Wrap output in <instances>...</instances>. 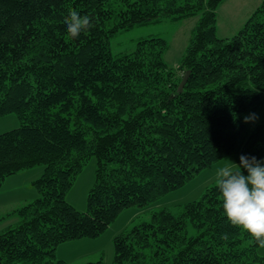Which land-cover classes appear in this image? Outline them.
<instances>
[{
  "label": "trees",
  "instance_id": "16d2710c",
  "mask_svg": "<svg viewBox=\"0 0 264 264\" xmlns=\"http://www.w3.org/2000/svg\"><path fill=\"white\" fill-rule=\"evenodd\" d=\"M221 1L0 0V116L19 122L0 132V188L8 175L43 165L32 181L39 195L0 229V264H69L55 258L61 242L97 237L124 208L229 154L264 158V0L228 37L216 34ZM69 10L94 24L78 39L66 30ZM196 14L175 67L159 36L111 51L119 30ZM250 113L258 119L244 123ZM92 155L95 180L80 211L65 194ZM258 247L227 221L213 184L179 214L161 208L116 234L112 264H264Z\"/></svg>",
  "mask_w": 264,
  "mask_h": 264
},
{
  "label": "rangeland",
  "instance_id": "374dc122",
  "mask_svg": "<svg viewBox=\"0 0 264 264\" xmlns=\"http://www.w3.org/2000/svg\"><path fill=\"white\" fill-rule=\"evenodd\" d=\"M261 0H222L217 8L216 34L228 37L235 34L243 22ZM199 14L182 19L161 17L158 21L136 25L126 30H119L110 37V47L113 54L130 52L139 39L151 36L164 38L168 47L163 54V60L175 67L185 53ZM19 124L13 114L0 116V132L9 130ZM264 161V158L261 160ZM231 162L240 163L237 153L229 154L201 169L195 176L182 186L143 206H129L124 208L107 228L95 238H79L61 242L55 249V258L62 259L69 264L86 261L102 260L103 264H112L113 237L132 226L149 220L152 211L168 208L174 214L181 212L182 204L198 198L207 186L213 185L218 168L230 166ZM96 158L91 156L81 171L75 177L73 184L67 190L65 199L80 211L86 210L87 193L95 180ZM43 165L19 170L8 175L0 188V229L16 223L18 216L15 210L34 200L39 195L32 181L42 172ZM187 234H196L190 222L187 223ZM260 253L264 248L258 247Z\"/></svg>",
  "mask_w": 264,
  "mask_h": 264
},
{
  "label": "clouds",
  "instance_id": "9594fccd",
  "mask_svg": "<svg viewBox=\"0 0 264 264\" xmlns=\"http://www.w3.org/2000/svg\"><path fill=\"white\" fill-rule=\"evenodd\" d=\"M68 35L78 39L82 32L94 27L92 18L69 10L64 19ZM258 119L255 113L244 117V123ZM246 170V174L245 171ZM214 183L220 193L223 214L234 227L247 233L264 248V161L255 156H240V163L218 168ZM222 240H228L223 233Z\"/></svg>",
  "mask_w": 264,
  "mask_h": 264
},
{
  "label": "water",
  "instance_id": "95a60500",
  "mask_svg": "<svg viewBox=\"0 0 264 264\" xmlns=\"http://www.w3.org/2000/svg\"><path fill=\"white\" fill-rule=\"evenodd\" d=\"M188 74H189V71H186V72L183 74L182 79H181V81H180V83H179V86H178L179 89H181V88L183 87V85H184V83L186 82V79H187V77H188Z\"/></svg>",
  "mask_w": 264,
  "mask_h": 264
},
{
  "label": "crops",
  "instance_id": "0c3cea01",
  "mask_svg": "<svg viewBox=\"0 0 264 264\" xmlns=\"http://www.w3.org/2000/svg\"><path fill=\"white\" fill-rule=\"evenodd\" d=\"M257 5H258V4H257ZM257 5H256V6H257ZM256 6H255V7H256ZM253 9H254V8H253ZM2 184H3V183H2Z\"/></svg>",
  "mask_w": 264,
  "mask_h": 264
}]
</instances>
